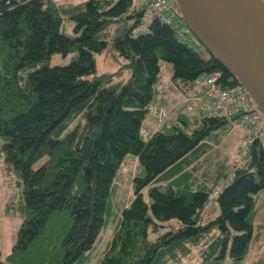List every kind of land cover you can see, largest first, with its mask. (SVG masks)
Here are the masks:
<instances>
[{"label": "trees", "instance_id": "16d2710c", "mask_svg": "<svg viewBox=\"0 0 264 264\" xmlns=\"http://www.w3.org/2000/svg\"><path fill=\"white\" fill-rule=\"evenodd\" d=\"M58 1L0 0V155L23 194L18 236L5 258L0 247V264L91 262L129 157L143 174H134L135 195L97 264H169L202 243L199 264H246L264 191V142L252 140L249 156L216 191L219 212L206 219L215 179L199 172V149L218 135L214 129L226 131L228 118L184 111L144 137L164 63L172 86L215 72L222 88L242 83L173 0L175 9L148 21L135 0H87L71 8L75 36L62 31ZM109 46L131 70L124 83L115 81L122 69L97 72L95 54ZM57 52L77 54L52 65Z\"/></svg>", "mask_w": 264, "mask_h": 264}, {"label": "rangeland", "instance_id": "374dc122", "mask_svg": "<svg viewBox=\"0 0 264 264\" xmlns=\"http://www.w3.org/2000/svg\"><path fill=\"white\" fill-rule=\"evenodd\" d=\"M86 1L87 0L58 1L59 7L61 8V14L64 17L62 24L63 32L73 36L77 35L74 29L76 22L70 16L72 13L71 8L77 5H83ZM173 7L175 9L174 4ZM177 7L176 4V8ZM196 48L203 56L207 55V50L204 47ZM76 54L77 52H71L64 55L61 52H57L53 54L49 62L52 65L67 64ZM95 60L98 73L116 72L117 70L122 69V74L116 76V82L124 83L131 74L130 68L125 66V60L122 58L119 59V57H117V52L110 48V46L102 52L96 53ZM171 74L172 71L170 69V64L166 63L162 69L161 77L157 84L156 101L159 104L165 105L166 103H170L174 106H171V108L169 106L163 107L165 109V114L159 119L152 115L147 117L146 124L150 130H144L145 138H148L157 122L160 123V127H163L166 123L177 122L183 112H187V109L184 107L186 95H183L180 91L174 88L172 90L170 87ZM162 97H164V99ZM192 112L195 113L202 111L194 109ZM204 113L209 114L207 112ZM226 117L228 118V116ZM238 117H240L241 120V116ZM230 124H232V122L231 120H228L229 127L224 132L214 129L213 133L218 135L209 140L210 144H207L208 146L205 144L207 147L202 146L199 149V152H201V168H199V172H202L207 177H214L216 181L215 185H213L212 181H208L213 190L211 191L210 199L204 210V217L206 219H211L219 212L216 191L219 188H223L224 184H226L234 174L235 169L249 156L248 154V156L245 157L241 151L243 139L247 135L245 125L240 123L231 127ZM237 127H240L243 130L239 144L237 141H234L233 137L232 139H228L230 131ZM45 157L36 161L34 167L41 165ZM135 173L143 174V168L138 165L135 158L129 157L126 159L122 167L120 175L116 181L117 187L114 189L111 196L109 222L103 228L98 239L94 243V246L89 250L92 261L84 263L78 262L77 264H97L99 259L103 256L106 247L108 246V242L114 234L120 214L135 195V187L132 183V178ZM228 174V178L224 181ZM16 178L17 175L15 172H13L4 162L3 155H0V247L3 252L2 258H5L12 251L22 221V216L19 211H17V206L23 194L22 187L19 188ZM145 199L149 203V208L151 209L152 200L148 194V189L145 190ZM263 199L264 191L258 196V207L262 204ZM261 213L262 216L257 219L255 237L253 239L250 253L245 259L246 264H264V206ZM173 222L176 227L180 226L177 219H174ZM166 230L167 229L162 228L160 233ZM203 248V243L192 245V250L188 255H184L179 260L170 262L169 264H199ZM217 252L218 250L213 254H216ZM227 262H231L230 258H227L226 263Z\"/></svg>", "mask_w": 264, "mask_h": 264}, {"label": "water", "instance_id": "95a60500", "mask_svg": "<svg viewBox=\"0 0 264 264\" xmlns=\"http://www.w3.org/2000/svg\"><path fill=\"white\" fill-rule=\"evenodd\" d=\"M189 29L264 115V0H174Z\"/></svg>", "mask_w": 264, "mask_h": 264}, {"label": "built area", "instance_id": "2783aa9c", "mask_svg": "<svg viewBox=\"0 0 264 264\" xmlns=\"http://www.w3.org/2000/svg\"><path fill=\"white\" fill-rule=\"evenodd\" d=\"M172 0H135L134 8H144V19L150 20L157 14L172 8ZM171 21V16L165 17ZM221 73L215 72L207 77H198L191 82L175 83L173 86L186 95L184 107L188 114L194 109L215 115L228 116L231 127L244 124L247 135L241 145L242 154L248 156L254 138L264 141V117L256 108L254 101L243 84L222 88L218 84ZM149 115L161 118L165 109L152 102L148 106ZM241 116V120L240 117Z\"/></svg>", "mask_w": 264, "mask_h": 264}, {"label": "crops", "instance_id": "0c3cea01", "mask_svg": "<svg viewBox=\"0 0 264 264\" xmlns=\"http://www.w3.org/2000/svg\"><path fill=\"white\" fill-rule=\"evenodd\" d=\"M166 63H164L163 64V67H164V65H165ZM170 69H171V65H170ZM172 71V70H171ZM170 87H171V89L173 90V86H172V80H171V82H170ZM175 89V88H174ZM163 99H164V97H162ZM154 103H156L159 107H170L171 108V106H174L173 104H170V103H166L165 105H163V104H159V103H157V101L155 100L154 101ZM158 124V125H157ZM157 124L155 125V127H154V129H153V131H156L159 127H160V123H158L157 122ZM145 125L147 126V124L145 123ZM146 130H150L149 129V127L147 126V129ZM242 133H243V130L240 128V127H237V128H235V129H233L232 131H230V133L228 134V139L230 138V139H232V137H233V139H234V141H237L238 142V144H239V141H240V138H241V136H242ZM208 142H209V144H210V141L209 140H207ZM134 158V157H133ZM136 159V158H135ZM136 161H137V163H138V165H139V162H138V160L136 159ZM228 177H226L225 178V180L224 181H226V179H227ZM210 181H212V183H213V185H215L216 183V181L215 180H213V179H211ZM115 183H116V181H115ZM217 186V185H216ZM218 188V187H217ZM263 206H264V199H263V202H262V204L259 206V207H257V214H256V223H257V219H259L261 216H262V213H261V210H262V208H263Z\"/></svg>", "mask_w": 264, "mask_h": 264}]
</instances>
